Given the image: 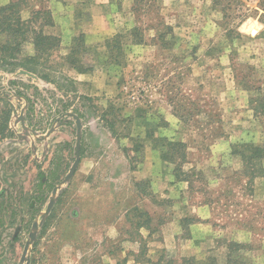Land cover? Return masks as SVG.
Wrapping results in <instances>:
<instances>
[{
  "label": "rangeland",
  "instance_id": "374dc122",
  "mask_svg": "<svg viewBox=\"0 0 264 264\" xmlns=\"http://www.w3.org/2000/svg\"><path fill=\"white\" fill-rule=\"evenodd\" d=\"M48 1L25 0L22 16ZM213 1L132 0V26L102 39L45 26L60 39L56 61L77 47L90 67L63 64L73 82L54 72L62 91L0 69V97L14 106L13 135L0 141V264H149L134 259L138 235L161 264H264V159L250 179L240 146L264 149V33L253 35L262 11ZM146 217L150 228L136 230ZM173 220L179 232L162 246ZM197 220L210 241L182 256L186 221ZM230 242L243 246L226 259Z\"/></svg>",
  "mask_w": 264,
  "mask_h": 264
},
{
  "label": "trees",
  "instance_id": "16d2710c",
  "mask_svg": "<svg viewBox=\"0 0 264 264\" xmlns=\"http://www.w3.org/2000/svg\"><path fill=\"white\" fill-rule=\"evenodd\" d=\"M229 1L244 6L246 11L252 10L256 14L261 10L262 12L259 14L258 20L264 25V0H259L257 2L256 9H250V7H247L245 2L248 0H245L244 3L242 0ZM24 2L25 0H10L7 4L0 6V69L8 73H13L19 69L24 70L35 74L42 81L50 83L54 85L56 89L62 91L64 90V86L56 80L54 72H60L63 74L67 82H73L71 79H67L68 77L62 70L63 64H68L79 74L86 73L90 70V67L85 66L76 56L78 52L77 47H71L70 51L65 55H58V58H60L61 61H56L54 59V52L59 48L60 39L55 35L46 34L43 30L45 26L53 25L54 21L50 10L43 6H33L29 8V16L23 17L21 12L26 7L23 6ZM213 4L218 5V0H214ZM226 10H228L227 7H221V12L225 18L227 17ZM238 17H240L238 22L239 25L248 17V14L243 13ZM117 36L118 35H115L113 38L107 40L106 46L110 45L109 41L116 42L115 38ZM81 37L82 36L73 37L72 40L80 43ZM26 46L30 47L29 51L25 49ZM13 110V104L7 98L0 97V141L12 137L13 135V131L9 125ZM109 128L114 133L112 124L109 125ZM240 146L244 149L250 150V156H246L245 153H242L241 158L243 162H247V165H245L249 170L247 174L250 179H252L257 175L256 167L259 163L258 160L264 159V149L253 143H245ZM253 161H255V163H253ZM53 186V183H50L48 185V190ZM44 201L45 200L41 197L40 204ZM148 222L149 218H144L142 222L135 223V229L138 230L141 227L150 228L147 225ZM189 223L191 222L186 221L187 225ZM151 232L152 231L149 232L148 237H150ZM136 240L138 243V251L133 253L136 261H145L149 264H161L162 257H159L153 262L151 258L146 256L147 243L144 237L138 235ZM242 246L243 244L238 242L227 243L225 246V250H227V253L225 254L226 259L230 258L233 250L239 249ZM180 262L181 264H195L192 258H182ZM228 262H230V259ZM236 263L245 264L238 263L237 261ZM236 263L234 262V264Z\"/></svg>",
  "mask_w": 264,
  "mask_h": 264
},
{
  "label": "crops",
  "instance_id": "0c3cea01",
  "mask_svg": "<svg viewBox=\"0 0 264 264\" xmlns=\"http://www.w3.org/2000/svg\"><path fill=\"white\" fill-rule=\"evenodd\" d=\"M5 1L7 0H0V4L5 3ZM131 1L49 0L48 7L54 20L53 26H51L52 32H54L52 34L62 38H70L73 35L85 33L88 37L97 36L102 39L118 31H126L132 26V18L134 17L133 11L130 9ZM86 11L87 13L83 14ZM254 23L258 25L259 30L254 32L253 35L259 36L264 33V25ZM153 161L156 162V158ZM164 174H166V171L160 172V179L156 181V187H159L156 191L160 193L162 192L160 186H162L161 180ZM148 176H151V174L149 173ZM181 216L183 215H180L179 218ZM209 226V222L198 220L188 224L189 234L186 237L179 238L180 245L177 248L182 256H199L201 254L202 245L210 241ZM179 229L177 221L173 220L165 224L162 228L163 241L160 242L161 245L163 246L166 240L175 239ZM199 245H201V248H198Z\"/></svg>",
  "mask_w": 264,
  "mask_h": 264
},
{
  "label": "water",
  "instance_id": "95a60500",
  "mask_svg": "<svg viewBox=\"0 0 264 264\" xmlns=\"http://www.w3.org/2000/svg\"><path fill=\"white\" fill-rule=\"evenodd\" d=\"M23 71H24V70H23ZM25 72H26V71H25ZM68 178H69V175H67V176L65 177V179H68ZM53 191H55V189H54ZM52 204H53V201H50L49 204H48V206H47L46 212L49 211V209L51 208V205H52ZM33 227L36 228V227H37V224L34 223V224H33ZM30 237L33 238V234H31Z\"/></svg>",
  "mask_w": 264,
  "mask_h": 264
}]
</instances>
